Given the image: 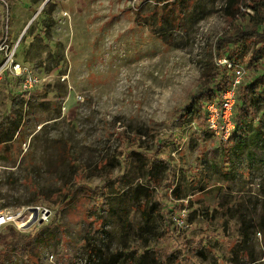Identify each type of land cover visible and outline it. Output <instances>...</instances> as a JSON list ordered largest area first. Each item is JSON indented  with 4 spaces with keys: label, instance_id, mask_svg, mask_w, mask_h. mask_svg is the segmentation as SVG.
<instances>
[{
    "label": "rangeland",
    "instance_id": "1",
    "mask_svg": "<svg viewBox=\"0 0 264 264\" xmlns=\"http://www.w3.org/2000/svg\"><path fill=\"white\" fill-rule=\"evenodd\" d=\"M171 3L0 0V64L14 54L39 81L23 94L0 77V118L14 97L17 113L0 210L52 211L0 235H36L34 264H264V98L252 85L253 113L221 141L196 96L217 37L254 12ZM232 61L251 83L252 45ZM0 264L24 262L5 252Z\"/></svg>",
    "mask_w": 264,
    "mask_h": 264
},
{
    "label": "trees",
    "instance_id": "2",
    "mask_svg": "<svg viewBox=\"0 0 264 264\" xmlns=\"http://www.w3.org/2000/svg\"><path fill=\"white\" fill-rule=\"evenodd\" d=\"M184 0H167L175 5ZM245 1V6L254 12V15L249 17L248 22H236L231 26L230 31L221 34L217 37L214 44V54L216 59L226 58L229 61L242 53L244 47L252 45V55L259 59V62L254 66V75L252 82H242L238 85L235 97L233 121L235 129L228 138L231 141L235 140V134L241 130L243 124L253 113V104L249 93L250 87L257 86L260 90V95L264 98V0H225L227 15L233 18L237 7L242 5ZM235 64H237L234 61ZM3 75H8L4 73ZM2 75V76H3ZM14 78V77H13ZM17 81L20 79L15 78ZM233 72L226 68L225 65L218 63L213 69L203 74L200 78L197 98L201 105L207 102L219 101L223 91H225L232 83ZM256 88V87H255ZM27 91H23L26 94ZM259 97V96H258ZM16 97L12 100L10 108V117L0 118V144L11 140L15 130H12V135H7L8 129L11 128L12 123L16 121ZM40 199H45L47 195L38 194ZM36 200V199H34ZM261 228L264 232V217L261 219ZM9 238V239H6ZM37 236L28 234L25 237H18L14 229L9 228L7 233L0 235V242L2 248L0 249V257L5 252H14L21 258L24 264H34L31 259L30 249L35 243ZM113 257L108 262L103 259H94L93 264H114Z\"/></svg>",
    "mask_w": 264,
    "mask_h": 264
},
{
    "label": "built area",
    "instance_id": "3",
    "mask_svg": "<svg viewBox=\"0 0 264 264\" xmlns=\"http://www.w3.org/2000/svg\"><path fill=\"white\" fill-rule=\"evenodd\" d=\"M218 62L232 70L233 80L231 85L223 91L219 101H211L205 104V123L209 133L221 141H227L235 129L233 121L235 97L237 87L245 75V68L243 65L235 64L226 58L219 59ZM4 73L20 79L21 91L28 92L39 82L30 70L16 60L14 54L4 56L0 64V77ZM51 215L52 211L42 205L0 210V231L7 226L22 229L30 225L34 226V224L42 225L50 221Z\"/></svg>",
    "mask_w": 264,
    "mask_h": 264
}]
</instances>
